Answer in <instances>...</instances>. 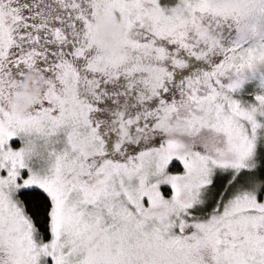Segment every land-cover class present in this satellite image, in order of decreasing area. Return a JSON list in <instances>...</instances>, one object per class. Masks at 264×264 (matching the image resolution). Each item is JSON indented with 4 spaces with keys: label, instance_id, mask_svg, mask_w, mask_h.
<instances>
[{
    "label": "snow or ice",
    "instance_id": "1",
    "mask_svg": "<svg viewBox=\"0 0 264 264\" xmlns=\"http://www.w3.org/2000/svg\"><path fill=\"white\" fill-rule=\"evenodd\" d=\"M0 264H264V0H0Z\"/></svg>",
    "mask_w": 264,
    "mask_h": 264
}]
</instances>
